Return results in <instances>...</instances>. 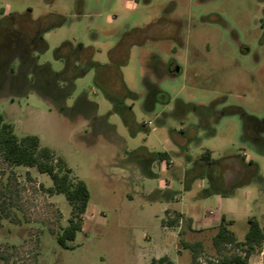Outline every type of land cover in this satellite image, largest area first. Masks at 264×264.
<instances>
[{
	"label": "rangeland",
	"instance_id": "1",
	"mask_svg": "<svg viewBox=\"0 0 264 264\" xmlns=\"http://www.w3.org/2000/svg\"><path fill=\"white\" fill-rule=\"evenodd\" d=\"M7 15H25L42 32L38 65L62 72L58 56L73 54L58 49L68 43L120 76L100 73L112 98L95 86L94 69L75 79L65 115L26 83L11 89L0 80V115L18 136L38 137L89 192L74 249H62L55 238L70 215L64 196L45 192L48 175L0 160V264H150L164 254L191 264L179 238L202 244L196 264L239 253H217L211 226L225 215L241 240L248 219L264 216V0H0V18ZM143 150L171 164L144 162ZM205 150L225 165L226 181L238 178L236 157L255 163L256 176L228 198L204 195L207 179L184 190L185 170ZM166 209L199 230L163 228ZM248 264H264V245Z\"/></svg>",
	"mask_w": 264,
	"mask_h": 264
},
{
	"label": "trees",
	"instance_id": "2",
	"mask_svg": "<svg viewBox=\"0 0 264 264\" xmlns=\"http://www.w3.org/2000/svg\"><path fill=\"white\" fill-rule=\"evenodd\" d=\"M70 49L73 56L68 57L63 53L57 59L64 61V70L55 73L51 70L49 64L38 65L34 52L39 54L47 50V44L42 38V32L38 29H0V80L3 84H8L10 88L18 84L26 83V87L33 88L37 94L56 111L62 115L68 112L65 106L66 99L74 92V80L83 77L89 70L96 72L94 78L95 86L101 90L108 98H112L113 91L107 84L104 75L100 73L112 72L119 79V70L117 67L100 65L91 61L87 49L78 45L73 48L70 44H63L58 51ZM16 62V67L13 66ZM70 71V76H65ZM176 74V73H175ZM124 90L123 96L130 99L136 98V95ZM6 87V86H5ZM13 91V90H12ZM84 103L96 111L95 105L82 99ZM77 105V104H76ZM93 110V111H94ZM124 120L128 124V117L131 119V109H126ZM86 117V120H88ZM247 120H253L247 118ZM147 163L161 162L165 167L169 166L165 153H147ZM0 160L10 167H24L35 169L38 173L49 176L52 186L45 189L49 195L61 194L64 196L70 207V215L67 225L56 235L57 244L65 250H73L74 242L78 233L82 231L84 214L88 208L89 192L85 184L73 175L72 170L67 166L62 158L57 157L55 152L48 147L42 146L38 137L33 135L18 136L12 124L5 121L0 115ZM237 163L238 178L247 176V181H226L223 175L224 166L211 158L209 150L203 151L200 156L193 161L192 166L185 170L182 178L184 190H189L192 183L196 180L207 179L208 188L203 190L204 195H217L220 197H232L233 188H242L249 184L250 178L256 176L257 166L252 161H245L244 157L232 158ZM240 178V179H243ZM229 188V189H226ZM43 189V188H42ZM44 190V189H43ZM165 219L162 220V227L178 228L179 235L184 231L194 232L191 228V221L184 219L178 212H173V216L165 211ZM183 220V221H182ZM248 227L245 235L238 240L232 231L233 220L226 219L221 215L215 233L211 238L213 249L220 253L226 246H234L239 253L231 256H222L215 261H209L208 264H248L249 257L264 243V216L261 220L249 218ZM179 250H185L189 253L191 264H196L199 255L203 251L200 242H187L179 238ZM180 252V251H178ZM0 259L5 260L3 256ZM150 264H174L166 256L151 260Z\"/></svg>",
	"mask_w": 264,
	"mask_h": 264
},
{
	"label": "flooded vegetation",
	"instance_id": "3",
	"mask_svg": "<svg viewBox=\"0 0 264 264\" xmlns=\"http://www.w3.org/2000/svg\"><path fill=\"white\" fill-rule=\"evenodd\" d=\"M0 29H35V27L25 15H7L0 18Z\"/></svg>",
	"mask_w": 264,
	"mask_h": 264
},
{
	"label": "crops",
	"instance_id": "4",
	"mask_svg": "<svg viewBox=\"0 0 264 264\" xmlns=\"http://www.w3.org/2000/svg\"><path fill=\"white\" fill-rule=\"evenodd\" d=\"M147 153H149L147 150H143L142 151V153H140V155H141V159L143 160V159H146V158H148L147 157ZM144 161V160H143ZM245 161H249V159H245ZM145 162V161H144ZM149 164H154V162H151V163H149ZM159 166H161L162 168H164V169H166V167L163 165V164H160L159 163ZM171 200H173L174 198H170ZM170 209H166L165 211H168L169 212V215H170V212L171 213H173V212H177V211H174V210H170ZM165 211H164V213H165ZM178 213H180L182 216H183V218H186V219H189L190 221H191V228L192 229H194V230H199V229H195L194 227H193V222H192V219L187 215V214H184L183 212H178ZM226 217V216H225ZM226 219H228L227 217H226ZM220 220V219H219ZM228 220H231V219H228ZM219 223V222H218ZM218 224H216V225H214V226H211V227H216ZM163 228H167V227H163ZM206 228H208V227H206ZM170 229V228H169ZM177 248H178V245H177ZM163 256H166L167 258H169L174 264H175V260H173L172 258H170L169 256H167V255H163ZM163 256H157V257H154V258H152L151 260H153V259H158V258H160V257H163ZM150 260V261H151Z\"/></svg>",
	"mask_w": 264,
	"mask_h": 264
},
{
	"label": "built area",
	"instance_id": "5",
	"mask_svg": "<svg viewBox=\"0 0 264 264\" xmlns=\"http://www.w3.org/2000/svg\"><path fill=\"white\" fill-rule=\"evenodd\" d=\"M160 164H163V163L160 162ZM168 164H171V161H168ZM263 245H264V243H263Z\"/></svg>",
	"mask_w": 264,
	"mask_h": 264
}]
</instances>
